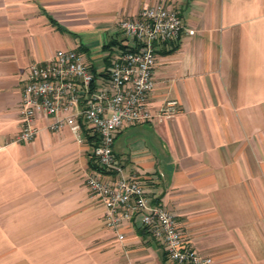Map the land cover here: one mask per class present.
<instances>
[{
    "label": "crops",
    "instance_id": "obj_1",
    "mask_svg": "<svg viewBox=\"0 0 264 264\" xmlns=\"http://www.w3.org/2000/svg\"><path fill=\"white\" fill-rule=\"evenodd\" d=\"M154 3L195 31L156 46L150 108L180 110L121 128L116 158L214 264H264V0H0V264H168L140 215L124 241L106 227L86 183L95 134L39 118L17 141L30 65L76 48L104 74L128 43L119 22Z\"/></svg>",
    "mask_w": 264,
    "mask_h": 264
},
{
    "label": "built area",
    "instance_id": "obj_2",
    "mask_svg": "<svg viewBox=\"0 0 264 264\" xmlns=\"http://www.w3.org/2000/svg\"><path fill=\"white\" fill-rule=\"evenodd\" d=\"M119 27L128 43L112 58L110 69L96 73L76 48L59 49L45 61L30 65L19 104L18 142L33 140L39 118L46 128H68L78 143L86 134L97 136L94 156L103 170L86 176L87 187L105 207V225L118 231L140 215L143 228L165 249L168 264H214L188 239L176 215L154 204L135 175H128L114 153V141L124 126L149 122L154 117L169 119L180 110L170 99L154 114L150 95L155 88L156 46L177 39L187 29L180 12L162 3L144 4L137 18H124Z\"/></svg>",
    "mask_w": 264,
    "mask_h": 264
},
{
    "label": "trees",
    "instance_id": "obj_3",
    "mask_svg": "<svg viewBox=\"0 0 264 264\" xmlns=\"http://www.w3.org/2000/svg\"><path fill=\"white\" fill-rule=\"evenodd\" d=\"M56 25H58L59 27H61L58 22H55ZM177 47V46H176ZM176 47H174L173 49H175ZM97 138V136H95ZM92 168L93 169H98V170H103V168H101L99 165H96V164H92Z\"/></svg>",
    "mask_w": 264,
    "mask_h": 264
}]
</instances>
